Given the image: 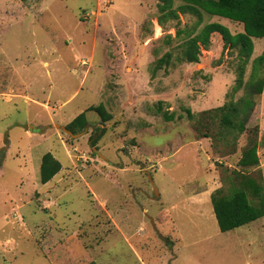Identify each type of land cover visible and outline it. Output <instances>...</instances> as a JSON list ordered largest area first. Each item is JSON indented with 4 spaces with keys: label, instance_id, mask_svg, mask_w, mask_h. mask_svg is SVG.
<instances>
[{
    "label": "rangeland",
    "instance_id": "rangeland-1",
    "mask_svg": "<svg viewBox=\"0 0 264 264\" xmlns=\"http://www.w3.org/2000/svg\"><path fill=\"white\" fill-rule=\"evenodd\" d=\"M160 4L0 0V264H264V217L221 233L206 197L233 171L264 184V85L235 147L202 137L219 131L205 115L202 134L188 119L245 93L230 95L236 51L196 59L190 39L243 25L203 12L200 24L181 0L166 18ZM263 51L254 39L246 82ZM100 105L110 121L89 111ZM85 112L79 137L60 130ZM252 140L259 166L242 169ZM48 153L62 170L43 185Z\"/></svg>",
    "mask_w": 264,
    "mask_h": 264
},
{
    "label": "trees",
    "instance_id": "trees-1",
    "mask_svg": "<svg viewBox=\"0 0 264 264\" xmlns=\"http://www.w3.org/2000/svg\"><path fill=\"white\" fill-rule=\"evenodd\" d=\"M25 1V0H21ZM163 4L159 6V11L166 18L177 19L178 15L171 9L172 0H160ZM184 5L180 7L181 12H189L202 19V12L211 17H221L235 23L243 25L242 33L233 34L230 29L220 23H210L206 25L201 33L189 41L190 56L197 59L201 47L207 50L213 46L220 54L218 63H221L225 52L236 51L240 65L236 85L230 95L238 93L245 88L244 95L237 101H230L221 107L208 110L202 114L195 115L188 111V119L193 123L196 130L202 134L204 122L201 117H207L205 129H212L219 125V131L212 129L210 132L202 134L203 138L217 141L224 147L236 146L239 137L247 131L252 114L257 105V97L261 94L264 85V51L253 60L251 76L245 81L246 67L254 53V39H264V0H181ZM162 24V19H159ZM199 25V24H198ZM166 57V56H165ZM170 55H167V58ZM164 58L159 60L162 63ZM229 96V94H227ZM89 111H96L103 122L112 119L103 105L91 107ZM170 120V118H169ZM86 112L76 117L67 129L76 135L88 126ZM101 136L92 143L97 144ZM258 135V128L254 130ZM98 135V134H97ZM258 140L251 141L243 151L239 160L242 169L256 168L259 166ZM62 170V164L51 154L44 155L41 163L40 182L48 184ZM256 178L245 177L238 171H233L230 177L231 186L225 190L219 188L211 195L214 214L217 219L219 229L222 233H227L235 229L249 225L264 217V184ZM96 264V263H91Z\"/></svg>",
    "mask_w": 264,
    "mask_h": 264
},
{
    "label": "water",
    "instance_id": "water-1",
    "mask_svg": "<svg viewBox=\"0 0 264 264\" xmlns=\"http://www.w3.org/2000/svg\"><path fill=\"white\" fill-rule=\"evenodd\" d=\"M60 130H62L63 132H65V133H67L69 136H71V137H79L80 135H74V134H72V132H70L67 128H65V127H62V126H60ZM159 195H157V197H158Z\"/></svg>",
    "mask_w": 264,
    "mask_h": 264
},
{
    "label": "crops",
    "instance_id": "crops-1",
    "mask_svg": "<svg viewBox=\"0 0 264 264\" xmlns=\"http://www.w3.org/2000/svg\"><path fill=\"white\" fill-rule=\"evenodd\" d=\"M12 92H13V90H12ZM70 123H71V122H70ZM70 123H69V124H70ZM69 124H68V125H69ZM68 125H67V126H68ZM67 126H66V128H67ZM211 195H212V194H209L208 196H206V197H207V200H208L209 198L211 199ZM189 200H190V198L188 199V201H189ZM199 201H200L199 203H202V204H203L205 200H202V199H201V200H199ZM246 226H247V225H246ZM235 230H236V229H235ZM221 233H222V232H221ZM227 233H228V232H227Z\"/></svg>",
    "mask_w": 264,
    "mask_h": 264
}]
</instances>
